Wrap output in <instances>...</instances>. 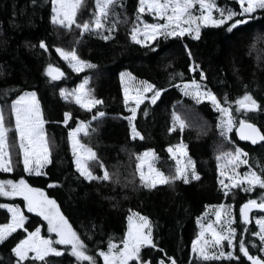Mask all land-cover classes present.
I'll return each instance as SVG.
<instances>
[{
  "label": "trees",
  "instance_id": "obj_1",
  "mask_svg": "<svg viewBox=\"0 0 264 264\" xmlns=\"http://www.w3.org/2000/svg\"><path fill=\"white\" fill-rule=\"evenodd\" d=\"M93 2L83 0L77 18L79 22L90 18ZM217 2L239 10L236 0ZM122 3L123 7L116 5L115 14L105 22V28L112 22H116L117 28L108 40H104L95 32L80 35L75 26L65 29L53 24L50 0H37L36 4L32 0H0V107L3 116L8 117L12 100L21 91L36 92L48 137L50 161L42 167L40 174H30L24 171L18 154L13 156V170H0V179L24 178L31 187L42 189L45 195L54 199L61 213L86 243L89 254L96 257L97 264H103L97 250H105L109 238L113 243H121L131 211L149 218L157 249L145 246L141 251L143 258L150 260L151 264L160 259L167 261V256L174 258L177 264H249L247 258L239 253L241 232L250 254L264 259V253L258 251V238L251 235L255 231L251 219L245 232L239 216L240 205L250 198L258 199L264 190L257 187L248 193L236 188L226 196L223 185L219 183V171L225 159L217 160L221 152L240 147L248 153L242 158L248 159L249 163L237 167L236 172L243 174L249 167L258 173L264 172V142L254 146L240 142L235 135L238 122L225 139L217 127L218 110L207 100L197 104L182 91V81L193 78L200 81L199 72L202 70L205 79L200 81L201 85L215 93L221 102L227 95L237 121L246 117L264 132V110L236 113V105L232 103L247 90L264 104V11L258 10L254 19L238 25L232 32L226 31L225 26L208 25L201 27L198 39L188 34L168 39L159 37L158 46L153 51L157 41L140 45L129 35L137 14L138 0H122ZM145 18L152 17L145 15ZM237 18L243 17L237 16L233 20ZM106 32L104 29L103 34L107 35ZM42 40L47 51L39 46ZM70 43L81 59L95 67L73 71L55 50L57 47L71 48ZM50 63L64 73L59 80H51L46 75L45 68ZM190 64L200 67L189 71ZM121 72L131 73L138 81L146 80L155 88L164 89L155 104L145 99L137 109L133 123L143 139L132 138L129 122L124 118L131 113L124 104ZM177 73H183V77ZM82 77L88 78V89L103 101L91 110L60 95L61 88H73ZM151 96L152 92L146 94V97ZM144 109H147V115ZM188 109L196 113L200 123L190 122ZM98 111L104 116L93 120ZM65 112L70 113L67 123L64 122ZM173 112L185 121L183 130L177 126L168 131L173 126ZM83 121L88 122V138L80 133L79 140L93 149L96 160L103 163L111 174L107 181L86 180L75 167L69 131ZM181 142L186 146L187 157L194 162L199 179L192 180L189 176L187 184L180 179L155 188L143 187L136 173V154L153 150L158 169L165 175L174 174L176 162L168 147ZM225 168L232 175L231 168ZM115 171L121 176L120 182L111 180ZM97 173L100 174L99 168ZM225 180L229 183L227 178ZM3 200L0 196V204ZM220 204L232 206L237 229L234 252L239 259L199 260L192 252V242L198 234L197 221L208 207ZM24 214L28 217L25 226L29 231L39 225L42 235H53L47 232V221L42 217L27 210ZM263 214L252 212L251 217ZM8 221L9 213L0 208V223ZM24 235L23 229H17L0 243V264H14L11 247ZM247 241L256 243L257 248ZM58 247L68 250L61 257L50 254L46 260L55 264H77L75 257L70 255V246Z\"/></svg>",
  "mask_w": 264,
  "mask_h": 264
},
{
  "label": "snow or ice",
  "instance_id": "obj_2",
  "mask_svg": "<svg viewBox=\"0 0 264 264\" xmlns=\"http://www.w3.org/2000/svg\"><path fill=\"white\" fill-rule=\"evenodd\" d=\"M33 4L37 0H32ZM95 11L92 13L89 20L78 22V11L81 8L82 0H50L51 3V22L59 25L62 28L70 29L73 25L80 30L81 35L85 32H95L101 35V38L108 40L117 28L116 22H112L107 26V35H104L106 21L110 15H114V8L116 5L123 7L122 0H94ZM240 5L239 10L231 7H220L216 0H138V7L136 10V18L132 21L129 35L131 39L140 45L152 44L157 41L152 50L155 51L158 46V38L162 37L168 39L169 37H184L185 34L192 35L193 38H199L201 26H225L226 31L232 32L238 25L247 23L250 19L255 18L258 10L264 11V0H236ZM198 5V9L196 6ZM218 13L214 16L213 12ZM145 12L153 15L154 19L163 22L149 23L145 21L142 16ZM243 17L233 20L234 17ZM231 21V23H226ZM42 49L47 51L45 42L40 41L39 45ZM186 47V46H185ZM56 52L68 61L69 67L75 72H81L84 68H92L90 62L81 59L75 48L65 50L57 47ZM191 57V53H188ZM199 65L190 64L189 71H196ZM46 75L51 80H59L64 73L59 67H54L51 63L45 68ZM121 82L124 83L125 77L135 81L131 73H121ZM183 77V73H177ZM200 81L205 79V74L201 70L199 72ZM200 81L196 79L183 80L182 91L186 96L192 97L197 104L202 100H208L213 105L214 109L220 113L218 117L217 127L221 130L220 135L227 139V134L233 130V127L238 122L236 132L242 140L251 141L253 145L258 141H264V132L256 126L255 123H250L246 117L239 118L233 114L231 104L225 95L223 102L217 98L215 93L206 86H202ZM88 78L85 77L83 82L77 88L69 91L61 88L60 95L64 99L74 98L75 102L82 108L91 110L96 105L103 103L101 99L96 98L90 89L86 86ZM164 89H157L148 81H140L139 86L135 88L134 94H130L132 89L124 88V104L130 116L124 117L129 122V128L133 139L139 137L143 139L141 133L137 130L133 123L137 116V109L144 102L145 99H150L152 104H155ZM152 92L151 97L144 96V93ZM129 101L134 103V106L129 107ZM236 105L235 112L243 113L256 112L257 110H264V104L258 102L253 94L245 90L241 96L232 101ZM228 105V106H225ZM147 115V109H144ZM242 113V115H243ZM11 114L15 118V133L19 140V150L22 156V163L25 172L36 171L40 174L39 169L45 164L49 163V149L45 146L44 140V120L42 118L40 102L37 99L35 91H21L11 102ZM70 113H64V122L67 123ZM104 116L103 112H96L92 117L96 120L98 117ZM173 126L168 129L173 131L177 126L183 130L186 126L185 121L175 112L172 114ZM85 132L87 128L84 122H80L76 129L69 131V140L73 145V155L76 157L75 165L79 174L84 179L103 180L110 179L108 171L104 170L103 163L99 167L104 170L103 176H96L87 166L86 162L77 155L78 148L87 153L88 160H96V153L90 148L79 143L76 140L78 132ZM7 129L4 126V116L0 113V169L5 172H11L12 165L8 156L6 144ZM168 152L176 159L175 173L165 175L160 169L155 167L154 161L156 155L153 150L148 149L143 153L136 154V171L139 173L141 185L145 188H155L157 185L171 184L176 180L182 179L185 184L189 182V176L192 180H198L199 174L195 170L194 162L190 157H187L186 146L183 142L168 147ZM179 153V157L177 156ZM248 153L244 152L240 147H235L234 151L221 152L217 156V160L227 159L231 165L232 175H228L229 183L220 180L219 183L223 185L224 194L227 196L231 189L239 188L240 191L251 193L254 188L264 190V172L258 173L249 167L243 174L237 173L236 168L240 164L247 165ZM181 157H187L182 161ZM147 166L148 174L146 175L143 168ZM221 175H227V171L221 172ZM0 196H20L23 197L24 207L29 213H36L47 221V232L54 233L55 239L50 236L41 235V227L38 225L34 230L29 231L25 226V221L28 217L21 211V207L15 204H0V208L7 209L11 214V218L7 223H0V243L5 242L17 229H23L27 235L19 239L18 242L11 247V253L15 257L14 264H55L52 260H46L50 254L55 257H61L62 253L68 249L57 246H70V255L75 257L77 264L79 262H87V264H97L95 256L89 254L88 248L84 240L73 229L65 216L61 213L56 201L49 198L42 189L31 187L24 178L18 181L3 180L0 181ZM259 200V202H258ZM231 205L220 204L216 206L215 216L216 224H221L219 231L216 230L213 223L201 225L202 232L192 242V251L196 254L199 260H219L221 258H235L231 250L225 252L223 250L222 241H227V247L232 249L234 239L237 237V229L233 227V220L231 219ZM253 209L264 211V191L258 199H248L245 203L240 205L239 216L244 227V231L248 229L246 225L249 223V213ZM223 210V214L221 212ZM255 223L259 230L251 232L252 236L258 237L259 247L258 251L264 253V215L256 218ZM152 226L149 218L135 213L128 217V229L120 241L123 245L117 248L109 238L107 248L105 250L98 249V256L103 259V264H151L150 260L144 259V254L141 249L145 246H150L152 249H157V244L153 240ZM205 232L212 235V240H203ZM253 248H257V244L252 241ZM239 253L246 257L251 264H264V259L250 254L249 248L246 246V241L243 232L240 233L238 241ZM163 252V249H158ZM168 264H177L176 260L171 256L166 257ZM156 264H165V259H160Z\"/></svg>",
  "mask_w": 264,
  "mask_h": 264
},
{
  "label": "rangeland",
  "instance_id": "obj_3",
  "mask_svg": "<svg viewBox=\"0 0 264 264\" xmlns=\"http://www.w3.org/2000/svg\"><path fill=\"white\" fill-rule=\"evenodd\" d=\"M218 0H216V2H217ZM82 2H83V0H82ZM93 4H94V9H93V12L95 11V2H93ZM217 4L220 6V7H227L226 5H221V4H219L218 2H217ZM196 8L198 9V5L196 6ZM239 8H240V5H239ZM79 11H80V9H79ZM79 11H78V16H79ZM92 12V13H93ZM213 14H214V16H217L218 15V13H216L215 12V10H214V12H213ZM52 15V14H51ZM92 15V14H91ZM145 15H149V16H151L152 18L151 19H147V18H145ZM90 18H91V16H90ZM89 18V19H90ZM135 18H136V15H135ZM134 18V19H135ZM142 18L145 20V21H147V22H149V23H153V22H163V21H158V19H154V17H153V15L152 14H150V13H148V12H145L144 14H143V16H142ZM89 19H85V20H89ZM84 20H80V22H83ZM79 22V21H78ZM59 26V25H58ZM73 26H75V25H73ZM132 27V26H131ZM201 27H203V26H201ZM105 29H107V28H105ZM79 32H80V30H79ZM106 33H108V32H106ZM187 34V33H186ZM80 35H81V33H80ZM189 35V34H188ZM192 36V35H191ZM77 42H74V44H76ZM73 44V45H74ZM71 45V48H63V49H65V50H71L72 48H74L73 46H72V43H70L69 44V46ZM68 46V47H69ZM67 62V64H68V66H69V63H68V61H66ZM89 69H91V68H84L83 69V71L84 70H89ZM121 73H127V72H121ZM84 78L85 77H82L81 78V80L80 81H78L77 82V84H76V86H74L73 88H69L68 90L69 91H71V90H73V89H75V88H77V86L78 85H80L82 82H83V80H84ZM120 79H121V75H120ZM139 82L140 81H138V80H136L135 79V81H133V80H131V79H129L127 76L125 77V81H124V83H122L121 82V84H122V89H123V95H124V88L125 87H129L130 89H132V92H130V94H134V91H135V88L136 87H138L139 86ZM87 88H88V86H86ZM182 87H183V84H182ZM26 91H28V92H31V91H34V90H26ZM147 93H149V92H146V93H144V96H146V94ZM70 99H72V100H74V98H70ZM193 99V98H192ZM194 100V99H193ZM75 101V100H74ZM208 101V100H207ZM210 102V101H209ZM211 103V102H210ZM129 106H134V103L132 102V101H129ZM0 113H2V110H1V107H0ZM3 114V113H2ZM188 115H189V117H190V122L191 123H200L201 122V119H199V118H197V116H196V113H194L193 111H192V109H188V113H187ZM195 114V117H193L192 115H194ZM4 115V114H3ZM8 117H4V126H5V128L7 129V132H6V144H7V151H8V156L6 157V159H9L10 160V162H11V165L13 164V156H17L18 154H19V157H20V160H21V162H22V156H21V154H20V150H19V140H18V137L16 136V133H15V118L12 116V114H11V106H10V113L7 115ZM199 120V121H198ZM84 122V121H83ZM84 124L86 125V128H87V124H88V122H84ZM43 128H44V125H43ZM77 128V127H76ZM75 128V129H76ZM82 134L83 136H85V137H87L88 138V132H87V134H85V132H83V131H81V132H78L77 134H76V140H78L79 141V143L80 144H82V145H85L86 147H90L88 144H86V143H83V142H81L80 140H79V134ZM229 134V133H228ZM227 134V135H228ZM227 139H228V136H227ZM44 140H45V146H47L48 147V137H47V135H46V133H45V130H44ZM71 147H72V149H73V145H72V143H71ZM91 148V147H90ZM92 149V148H91ZM93 150V149H92ZM232 151V150H231ZM143 152H145V151H143ZM142 152V153H143ZM77 155L78 156H80L81 157V159L83 160V161H85L86 162V164H87V166L90 168V170L93 172V174L94 175H96V176H98V175H100V176H103V172H104V170H102L100 167H99V161H97V160H88L87 159V153L86 152H83L82 150H80L79 148H78V150H77ZM156 155V154H155ZM171 155V154H170ZM177 156L179 157V153H177ZM171 157H172V155H171ZM173 158V157H172ZM75 159H76V157H74V161H75ZM174 160H175V162H176V159L175 158H173ZM181 159H182V161H184V160H186L187 159V157H181ZM156 162H157V156H156V159H155V161H154V164H155V167L156 168H158L157 167V165H156ZM136 163H137V161H136ZM23 164V163H22ZM74 164H75V162H74ZM240 165H242V164H240ZM239 165V166H240ZM13 166V165H12ZM75 167H76V165H75ZM135 167H136V164H135ZM225 167H227V168H231V165L228 163V160L227 159H225L224 160V162H223V164L221 165V167H220V171H219V174H220V179L221 180H223V181H226L225 179L227 178L228 179V175H231V174H229L228 172H227V175H221V172H224V171H227V169L225 168ZM98 168H99V171H100V174L99 173H97V170H98ZM41 169H42V167L39 169V172H41ZM0 170H3V169H0ZM143 170H144V172H145V174L147 175L148 174V169H147V166L145 165L144 166V168H143ZM27 173H30V174H37L36 173V171H32V172H27ZM109 173V172H108ZM136 173L138 174V176H139V173L136 171ZM109 176H110V178H111V174L109 173ZM120 179H121V176L119 175V174H117V172L115 171L113 174H112V181L114 180L115 182H120ZM5 180H8V179H5ZM0 181H3L2 179H0ZM14 181H18V180H14ZM44 192V191H43ZM3 198H4V200H3V202L1 203V204H15V205H19L20 207H21V211L24 213V210H27L25 207H24V201H23V197H20V196H11V197H9V196H2ZM50 198V197H49ZM16 199V200H15ZM52 199V198H51ZM7 210V209H6ZM215 211H216V206H211V207H208L207 208V210L205 211V213L198 219V221H197V225H198V234H197V236L198 235H200V233L202 232V227H201V225H207L208 223H213V225H214V227L216 228V230L217 231H219L220 230V228H221V224L223 223V220L221 221V224H216L215 222H216V216H215ZM230 211H231V209H230ZM221 212H222V214H223V210H221ZM135 213H138V212H136V211H131L129 214H128V216H127V222H126V231H125V233L127 232V229H128V217L130 216V215H133V214H135ZM140 214V213H139ZM231 219L233 220V224H232V226L234 227V222H235V218H234V216H233V213H232V211H231ZM141 216H143L142 214H140ZM264 215V214H263ZM260 215H253L252 217H251V222L253 223V225H254V227H255V231H258L259 230V228H258V225L255 223V220H256V218L257 217H259ZM10 218H11V214L9 213V220H10ZM34 230V229H33ZM26 235H27V233H26ZM42 235V234H41ZM52 239H55V234L53 233V235H49ZM197 238V237H196ZM195 238V239H196ZM258 238V237H257ZM194 239V240H195ZM203 240H209V241H211L212 240V235H211V233H209V232H205L204 233V236H203V238H202V241H201V243L203 242ZM116 245H117V248H120V247H122L123 245L121 244V243H115ZM233 244H234V241H233ZM222 245H223V250L225 251V252H227V251H229V250H231L232 252H233V254H234V257H236L237 255H236V253L234 252V247L232 248V249H229L228 247H227V241H222ZM58 247V246H57ZM193 252V251H192ZM194 254V253H193ZM194 256L195 257H197L196 256V254H194ZM102 261H103V259H102ZM165 264H168V261H165Z\"/></svg>",
  "mask_w": 264,
  "mask_h": 264
},
{
  "label": "water",
  "instance_id": "obj_4",
  "mask_svg": "<svg viewBox=\"0 0 264 264\" xmlns=\"http://www.w3.org/2000/svg\"><path fill=\"white\" fill-rule=\"evenodd\" d=\"M250 122V121H249ZM250 123H252V122H250ZM239 125H237V127H238ZM257 127H258V125H256ZM259 128V127H258ZM235 135H236V138L240 141V142H242V143H248V144H250V145H252V146H254L252 143H251V141H246V140H242L241 138H240V136L237 134V132H236V129H235ZM264 141H258L257 142V144H261V143H263ZM257 144H255V145H257ZM243 203H245V202H243ZM242 203V204H243ZM240 208V207H239ZM252 212H264V211H262V210H259V209H253L250 213H249V222H250V219H251V214H252ZM256 255V254H255ZM256 256H258V255H256ZM259 257V256H258ZM261 258V257H260ZM249 264H251V262L249 261Z\"/></svg>",
  "mask_w": 264,
  "mask_h": 264
}]
</instances>
